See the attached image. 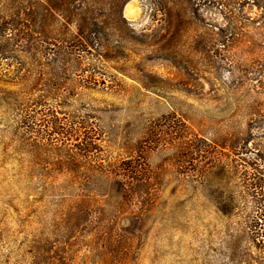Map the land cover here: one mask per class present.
I'll return each instance as SVG.
<instances>
[{
    "label": "rangeland",
    "instance_id": "rangeland-1",
    "mask_svg": "<svg viewBox=\"0 0 264 264\" xmlns=\"http://www.w3.org/2000/svg\"><path fill=\"white\" fill-rule=\"evenodd\" d=\"M128 3L131 15L123 11ZM126 4L122 14L135 27L150 24L144 0ZM218 8L214 0H190L188 7L202 25L224 22ZM255 8L243 9L242 37L225 55L209 41L208 55L187 56L196 65L193 76L154 58L139 67L153 75L151 88L141 84L147 82L141 72L131 70L133 76L118 73L121 81L114 88L97 83L63 97L60 117L88 116L96 125L99 161L130 155L145 164L144 176L154 186L141 214L133 211L137 200L124 204L116 189L98 172H88V166L82 167V183L46 187L40 170L29 162L31 154L21 149L14 112L4 106L0 264H264V252L254 246L249 226L264 227V220H250L260 208L246 176L254 171L251 162L264 170V84L255 87L250 74L231 88V74L215 68L227 60L239 69L264 70V30L247 21L260 20ZM121 63L107 61L106 69L116 73L113 66L124 68ZM56 71L65 80L80 75L74 66ZM57 139L60 149L75 142L68 136ZM76 194L91 211L71 236L57 208L61 198ZM218 202L236 206L224 214L216 209Z\"/></svg>",
    "mask_w": 264,
    "mask_h": 264
},
{
    "label": "trees",
    "instance_id": "trees-1",
    "mask_svg": "<svg viewBox=\"0 0 264 264\" xmlns=\"http://www.w3.org/2000/svg\"><path fill=\"white\" fill-rule=\"evenodd\" d=\"M127 1L0 0V113L3 114L4 106L14 112L22 134L21 149L31 154L29 162L40 170L39 177L46 187L82 183V167L88 166V172H98L109 182L108 187L116 189L124 204L137 200L133 211L141 214L142 204L154 186L144 176L145 164L130 155L99 161L96 125L88 116L60 117L63 97H72L80 86L93 89L98 83L114 88L121 81L118 73L133 76L131 70L141 72L140 77L147 80H140L141 84L151 88L153 75L139 67L154 58L188 70L193 76L196 65L187 56L208 55L212 50L209 41L215 43L218 53L229 52L242 37L239 26L246 6L256 7L260 19L247 21L257 22L264 30V0H214L224 22L203 25L189 11L190 0H144L151 21L142 28L123 16ZM112 60H120L125 67L113 66L116 73L107 70L106 62ZM127 62L130 65L126 67ZM70 66L80 70L77 78L65 80L58 76L56 68L65 72ZM215 68H224L231 74V88L241 85V78L247 79L250 74L255 87L264 84L261 67L248 71L239 69L235 61L223 60ZM59 136H68L75 142L68 145L63 142L64 148L60 149L56 146ZM40 150L55 157H42ZM251 163L254 171L246 176L256 193L255 203L260 212L250 220H264V170L256 162ZM60 180L62 183L57 184ZM84 203L79 194L58 202L59 221L71 236L90 217L91 209ZM235 206L232 202H218L216 209L228 214ZM249 226H253L254 246L264 252V227Z\"/></svg>",
    "mask_w": 264,
    "mask_h": 264
},
{
    "label": "bare ground",
    "instance_id": "bare-ground-1",
    "mask_svg": "<svg viewBox=\"0 0 264 264\" xmlns=\"http://www.w3.org/2000/svg\"><path fill=\"white\" fill-rule=\"evenodd\" d=\"M123 11H124V14H126V15L133 14V9H132V7H131V5L129 3L124 6V10Z\"/></svg>",
    "mask_w": 264,
    "mask_h": 264
}]
</instances>
